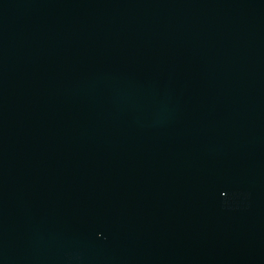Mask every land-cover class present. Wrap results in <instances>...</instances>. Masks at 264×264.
I'll return each mask as SVG.
<instances>
[{
    "label": "water",
    "instance_id": "1",
    "mask_svg": "<svg viewBox=\"0 0 264 264\" xmlns=\"http://www.w3.org/2000/svg\"><path fill=\"white\" fill-rule=\"evenodd\" d=\"M0 264H264V0H0Z\"/></svg>",
    "mask_w": 264,
    "mask_h": 264
}]
</instances>
